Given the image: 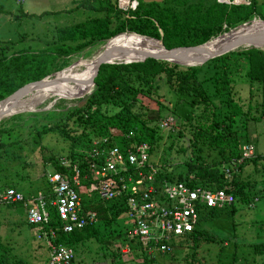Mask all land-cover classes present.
Segmentation results:
<instances>
[{"label":"rangeland","instance_id":"rangeland-1","mask_svg":"<svg viewBox=\"0 0 264 264\" xmlns=\"http://www.w3.org/2000/svg\"><path fill=\"white\" fill-rule=\"evenodd\" d=\"M110 1L112 4L118 2ZM144 1L155 2L160 8L192 4L202 9L215 0ZM252 3L264 16V0H252ZM77 4L78 0H0L3 9L0 12V86L9 82L17 90L36 81L33 76L43 72L40 68L43 65L35 57L44 49L56 46L61 53L73 49L65 53L57 65L52 64L50 74L43 77L53 78L73 63L95 57L102 46L122 33L156 38L126 30L108 40L61 41L56 32L58 27L105 16V12L78 8ZM259 14L234 28L224 26L222 32L209 40L255 20H264ZM116 26L117 21L111 17L109 27L113 30ZM251 47L241 46L233 51ZM206 62L199 75L205 95L177 90L162 76L155 80L158 88H153L148 96L137 95L130 104L94 105L88 111L76 113L77 108L86 104L94 89L92 86L83 97L58 100L53 97L37 106L34 112L5 117L0 121V185L19 188L28 198L33 196L27 193L36 194L39 190L46 195L49 193L48 176L56 171L54 164L60 158L84 157L94 143L102 139L127 144L130 137H137L150 145L151 161L163 175L181 180L193 176L190 172L192 160L198 164L234 166L238 159L232 157L241 152L243 144L252 143L257 156L245 160L236 172L241 185L236 203L213 212L207 210L201 216L198 226L205 232L204 238L210 239H203L197 247L185 244L174 248L162 258L168 264H264V80H252L248 76V62L243 55ZM174 63L168 61V66L176 72L194 67ZM216 72L229 76L232 97L244 111L228 121L230 131L225 124L219 126L229 111V93L215 94L211 78ZM12 93L0 88V100ZM203 97L211 102L203 101ZM120 111L132 119L126 129H106L90 122L93 116H112ZM168 117L174 118V126L161 128L159 122ZM58 122L60 124L54 126ZM140 142L130 140L129 143ZM84 193L85 204L98 212L99 220L95 235L72 244L74 264H141L139 248L128 234L125 210L116 203L105 202L96 191L84 190ZM37 232L27 223L23 206L0 204V264L45 261L49 242L39 239Z\"/></svg>","mask_w":264,"mask_h":264},{"label":"built area","instance_id":"built-area-1","mask_svg":"<svg viewBox=\"0 0 264 264\" xmlns=\"http://www.w3.org/2000/svg\"><path fill=\"white\" fill-rule=\"evenodd\" d=\"M126 12L136 10L140 0H117ZM228 5H250L252 0H217ZM175 120L159 122L171 128ZM107 139L95 142L84 157L60 158L66 172L49 175V193L25 197L14 186L0 185V204L23 206L27 223L36 229L39 239L49 242L48 258L40 264H74L75 251L70 244L57 241L60 233H72L95 226L99 214L85 204V193L96 191L105 202L121 206L127 216L128 234L137 244L144 264H168L162 257L171 254L175 242L193 231L207 210L236 203L232 189L206 188L189 180H160L159 168L151 161L146 142L127 147L108 145ZM257 156L255 145L245 143L234 166H224L226 179L231 167ZM55 215V216H54ZM56 220V222H54Z\"/></svg>","mask_w":264,"mask_h":264},{"label":"trees","instance_id":"trees-1","mask_svg":"<svg viewBox=\"0 0 264 264\" xmlns=\"http://www.w3.org/2000/svg\"><path fill=\"white\" fill-rule=\"evenodd\" d=\"M78 8H84L94 10L96 12H105V16L93 17L86 19L82 22H77L71 25L61 26L56 29L59 40L67 41H79L85 38L94 40H108L112 36L122 33L126 30L138 32L141 34L150 35L156 38H161L166 48L172 49L175 47L191 46L202 44L209 40L212 36H215L222 32L223 27L227 26L228 29L238 26L240 23L248 20L254 14H259L253 3L250 5H228L219 3L216 0L202 9L195 5H188L185 7H163L160 8L155 2H146L140 0L136 10H130L129 12L123 11L118 7V3L112 4L110 0H78ZM0 12L3 9L0 8ZM261 15V14H259ZM111 17L117 21V26L113 30L109 27ZM262 18L264 16L261 15ZM162 31V34L160 33ZM73 49L58 52V48L55 46L51 49H44L35 58L38 63L43 65L40 68L43 72L35 74V79H41L50 74V67L52 64H56L65 53L69 54ZM236 55H243L248 62V76L252 80L261 81L264 80V50L261 48L251 47L247 50L240 52H228L222 56L215 57L209 60L218 61L226 60V57ZM208 62L194 67H186L180 72L174 71V69L168 66V61L157 60L154 58H148L143 62L132 63H114L103 64L97 76L95 77L94 89H92L91 95L86 101L84 106L77 108L75 111L82 112L88 111L94 105H121L124 102L130 104L137 95L144 94L150 95L153 88H158L155 85V80L166 77L167 82L175 87L177 90H190L194 94L205 95V90L202 87L199 75L202 73L204 65ZM31 64V62L29 63ZM175 64V63H174ZM39 68V67H38ZM59 69V67H56ZM39 75V77H36ZM10 81V80H8ZM212 86L215 90V94L229 93L227 107L229 111L225 113L223 122H220L219 126L225 124L227 131H230V124L233 115L243 114L242 106L233 99L232 87L229 81V76L225 72H216L211 78ZM4 91L10 93L16 90L15 86H11L9 82H6L4 86H0ZM203 101L211 102L208 97H203ZM216 106V104H215ZM216 108H219L216 106ZM128 114V111H126ZM74 113V112H73ZM72 115V114H71ZM96 117V118H94ZM91 124L97 127L103 126L107 128H127L130 126L132 119L129 116H125V112H117L112 116H93L90 120ZM60 123H55L54 126ZM129 132V131H128ZM138 140L133 136L128 139ZM109 142V141H108ZM120 144L115 142H109L108 145H118L122 148L129 146L131 143ZM240 153L232 158L239 159ZM232 158L229 160L232 161ZM75 159V158H71ZM245 162V161H244ZM238 164L237 168L231 167L232 177L226 179L224 166L220 167L217 164H198L194 160L190 163V172L193 174L191 178L192 185H200L206 188H226L232 189L237 198L238 189L240 188V182L238 181L237 173L239 168L244 164ZM55 169L59 172H66L64 166L60 165V162L54 164ZM160 180L169 181H184L181 179L169 178L160 172ZM229 188V189H230ZM112 203V202H111ZM215 209L211 210L212 212ZM95 226H87L81 230H76L72 233H60L57 241L70 244L80 241L85 237H89L96 234ZM203 230L197 226L193 231L179 238L174 246L175 248L181 247L185 244L197 247L200 242L210 239V237L204 238ZM148 261L145 257L140 260L141 264Z\"/></svg>","mask_w":264,"mask_h":264},{"label":"bare ground","instance_id":"bare-ground-1","mask_svg":"<svg viewBox=\"0 0 264 264\" xmlns=\"http://www.w3.org/2000/svg\"><path fill=\"white\" fill-rule=\"evenodd\" d=\"M262 30H264V22L258 19L238 29L222 33L219 37L212 38L213 41L208 46L214 49L218 45L224 46L232 35L248 31L251 33L263 32ZM253 45H259L264 48V35L254 37L249 44L243 47ZM104 51L108 53L105 54ZM147 53L166 54V51L162 48V42L156 38L128 32L117 35L102 46L101 51L95 57L83 58L80 65L59 72L57 77L61 79L60 83H49L41 88H35L33 92L24 98L8 103L5 108L0 110V121L8 116L25 111H33L37 106L53 97L57 100L61 99V97H67V99L68 97L71 99L83 97L89 92L94 63L99 57L104 56L107 59H112V61H120L123 59L121 56L125 54H130L134 58ZM166 56L168 57L166 61L185 66H200L208 61V53L202 50L190 52L179 50ZM77 67H82V69Z\"/></svg>","mask_w":264,"mask_h":264},{"label":"water","instance_id":"water-1","mask_svg":"<svg viewBox=\"0 0 264 264\" xmlns=\"http://www.w3.org/2000/svg\"><path fill=\"white\" fill-rule=\"evenodd\" d=\"M264 22V20H262ZM245 24V23H243ZM241 24V25H243ZM240 25V26H241ZM263 32H242L239 34H235L232 35L229 39L228 42H226V44L224 46H220L218 45L216 48L211 49L208 44L211 43L213 40H209L205 43L202 44H198V45H191V46H182V47H175L172 49H168L165 47V45L163 44V41L160 40L162 42V48L166 51V54H155V53H147L144 55H140L139 57H134L130 56V54H125L123 56H121L123 59L120 61H112V59H107V57H99V59L94 63V69H93V73H92V82H91V87L89 89V92L92 89V86H94L95 84V77L97 76L100 67L103 64H114V63H132V62H143L148 58H154L157 60H162L165 59L167 60V54L173 53L175 51H205L208 53V60L215 58V57H219L222 56L230 51L235 50L236 48H239L241 46H245L247 44H249L254 37L258 36V35H264V30H262ZM253 47L255 48H263L262 46L259 45H253ZM105 54H107V51H104ZM81 64V60L78 62L73 63L71 66H69L67 69L73 68L75 66H78ZM66 70V69H64ZM62 70V71H64ZM61 71V72H62ZM59 73V72H58ZM55 74V77L53 78H43L40 80H36L33 82H30L24 86H22L21 88L17 89L16 91H14L12 94H10L9 96L5 97L4 99L0 100V110L5 108L6 105L10 102L16 101L20 98H24L25 96H27L29 93L33 92V90L35 88H41L49 83H60L61 79L57 77V74ZM88 92V93H89Z\"/></svg>","mask_w":264,"mask_h":264},{"label":"crops","instance_id":"crops-1","mask_svg":"<svg viewBox=\"0 0 264 264\" xmlns=\"http://www.w3.org/2000/svg\"><path fill=\"white\" fill-rule=\"evenodd\" d=\"M49 188H50V185H49ZM19 189V188H18ZM26 193V192H25ZM39 193H42L41 192V190H39L36 194L35 193H32V192H30V193H27V195L29 194L30 196H35V195H38ZM85 195V194H84ZM88 196H89V193H88ZM90 199V198H89ZM23 212H25L24 211V208H23ZM25 217H26V214H25ZM47 249H48V251H49V247H48V244H47Z\"/></svg>","mask_w":264,"mask_h":264}]
</instances>
